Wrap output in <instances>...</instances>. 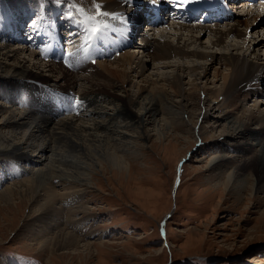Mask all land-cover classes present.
Here are the masks:
<instances>
[{"label":"bare ground","instance_id":"obj_1","mask_svg":"<svg viewBox=\"0 0 264 264\" xmlns=\"http://www.w3.org/2000/svg\"><path fill=\"white\" fill-rule=\"evenodd\" d=\"M10 1L7 0L8 4L0 11V39H3L0 40V99H5L12 107L22 104L24 106L20 107L24 108L12 109L8 104L5 107L0 103V151H18L15 158L22 162L27 160L34 171L37 168H33L34 162L46 160L49 157L47 152L54 151L52 143L57 142L77 153L71 154L73 161L83 170L64 172L60 169L62 173L57 174L60 171L54 168L57 163L54 160L55 164L54 161L47 162L46 169H36V176L26 177L16 185H6L5 175L0 172V202L3 205L15 204L14 201L19 199L31 205L29 211L35 218L51 220L49 216L55 212V198L65 196L57 185L70 191L78 189L81 184L91 188L95 166L102 169L109 166L120 173L129 172L132 167L130 159L137 156L126 153L130 147L129 138H134L135 133L134 140L141 137L149 139L151 134L159 136L163 133L161 127L168 129L169 123L184 119V115V122L192 125V134L201 137L207 132L206 127L211 130L220 127L221 140L235 141L236 149L244 153L255 151V156L236 161L238 154L229 156L220 152L224 151L221 141L212 146L216 155L210 161L216 168L223 166L228 159L227 163L234 160L235 169L225 172L227 182L223 184H229L231 177L252 170L258 172V185L264 179V93L261 90L257 92L259 87H264V23H254L255 16L250 14L251 11L236 9L231 14L232 19L214 27L168 24L164 34L163 30L156 29V25L143 34L138 27L143 22L142 17L130 30L135 0H64L61 5L56 0H30L31 4L28 3L26 9L36 11L34 19L38 18L40 24L29 23V28H34V40L27 41L16 33L2 35L8 27L9 16H12H8L6 11L12 5ZM18 1L23 3V0ZM165 1L157 0L156 5L163 10ZM65 2L82 6L88 12H93L95 3H99L103 11L114 14L106 17L108 29L91 41L88 53H83V56L79 52L69 58L57 45L62 36L57 29L63 22L73 30L65 37L66 41L73 42L74 33L78 31L79 34L75 46L65 53H76L86 37L83 25L76 22L80 17L76 14V19H68L69 10L65 8ZM90 6L92 8H87ZM31 11L30 17L35 15ZM122 14L131 15L127 26L123 21H117ZM18 36L22 40L19 44L29 42L31 48L41 37H48V43L40 48L39 55L29 51L28 47H15ZM28 52L29 57L22 55ZM48 56L68 59L72 66L42 62ZM91 59L95 61L93 65ZM79 81L83 88L79 84L81 91L77 92ZM73 88L75 92L70 98H62L58 92ZM38 95H44L46 105L53 107L54 111L39 104L35 100ZM258 96L260 99H256ZM15 97L22 101L27 99V102H19ZM162 104L167 110L161 107ZM220 109L226 111L224 115ZM75 110L81 112L77 117L82 120L72 118ZM236 110L238 112L230 114ZM209 116L219 119L211 123L207 121ZM223 120L226 121L221 123ZM251 124L255 126L248 128ZM149 125H153L150 130L155 133H150ZM128 132L134 134L129 135ZM44 135L48 137V144ZM256 146L259 148L255 150ZM25 150L37 154L38 159H31ZM18 164L12 171L15 175L26 172ZM52 176L59 181L53 182ZM51 221L46 224L49 229L43 233L44 240L36 244L42 251L55 252V245L67 251L91 248L101 251L108 245V241L102 239L85 242L80 234L59 225L51 226ZM49 262L47 258L45 264Z\"/></svg>","mask_w":264,"mask_h":264},{"label":"rangeland","instance_id":"obj_2","mask_svg":"<svg viewBox=\"0 0 264 264\" xmlns=\"http://www.w3.org/2000/svg\"><path fill=\"white\" fill-rule=\"evenodd\" d=\"M16 1H10L12 5L6 8L8 15H12L9 16L10 25H13L14 19H21L24 11H30L26 9L27 4H31L30 0H23L22 4ZM0 2L1 11L2 6L8 3L7 0ZM14 46L17 47V44ZM22 48L26 49L24 46ZM22 55L29 57V52ZM43 72L41 74L44 75ZM79 84L83 88L79 81L77 92L81 91ZM259 88L257 92L261 90L264 93V87ZM256 99H260L259 96ZM15 100L24 104L27 102V99L22 101L16 97ZM0 103L12 107L5 99H0ZM20 106L24 105H14L18 110L24 108ZM161 107L165 108V105ZM219 112L224 115L226 111L220 109ZM236 112L238 110L230 114ZM21 114L23 116L22 110ZM78 115L72 118L77 119ZM217 119L209 116L207 121L212 123ZM175 120V123H169L168 129L161 127L163 133L159 136L151 134L149 139L141 137L134 140L137 136L135 133L134 138H129L131 150L125 151L128 155H137L130 159L132 167L129 172L120 173L109 166L103 169L95 166L91 188L79 183L78 189L70 191L57 185L65 196L55 198V212L49 216L54 221H45L47 217L35 218L29 211L31 205L19 199L10 205L0 202V264H45L47 258L50 261L48 264H264V179L258 185V172L252 170L234 179L231 177L229 184H223L227 182L225 172L235 166L234 160L227 163L230 161L228 159L218 168L210 161L216 155L212 146L219 141L225 151L220 152L229 156L238 154L236 161L252 157L255 151L244 153L236 149L235 141L221 140L220 127L212 130L206 127L207 132L199 137L196 133L192 134V125L184 122L186 115L184 119ZM201 124L208 125L205 122ZM253 126L251 124L248 128ZM152 128L153 125H149L148 130L155 133L150 130ZM46 139L48 144L47 136ZM52 147L53 154L47 152L49 157L40 163L34 162L33 168L46 169L45 164L55 160L57 163L54 161V168L60 171L57 174L62 173L61 170H83L73 161L72 155L77 154L75 151L57 142L52 143ZM257 148L259 146L255 150ZM27 153L31 159H38L37 154L31 151ZM16 155L18 151H0V172L5 175L6 185L20 184L23 179L25 181L36 176V169L33 171L27 160L22 162L15 158ZM14 163H19L18 166L26 172L12 173L16 168ZM243 178H247L246 181ZM51 180L59 181L55 176ZM49 221L53 227L59 225L74 234H80L85 242L102 239L107 240L108 245L101 251H95L94 248L67 251L57 245L55 252L42 251L36 244L44 240L43 233L49 229L46 225ZM36 228L41 234L36 232Z\"/></svg>","mask_w":264,"mask_h":264},{"label":"snow or ice","instance_id":"obj_3","mask_svg":"<svg viewBox=\"0 0 264 264\" xmlns=\"http://www.w3.org/2000/svg\"><path fill=\"white\" fill-rule=\"evenodd\" d=\"M64 0H57V3H63ZM155 2V0H153ZM177 6H183L185 0H175ZM71 9H74L72 11ZM94 11L88 12L84 7H78L75 4L70 6V11L68 12V19H74L75 15L78 14L80 19L76 21L77 23L83 25L86 37L84 44L80 49L77 50L76 53H67V57L71 58L77 56L79 52H83L85 54L88 53L91 41L101 35L104 31H106L109 27V24L106 22V17L114 14L107 13L102 10V6L99 3H95ZM65 64L69 67L72 65L69 63L68 59H65Z\"/></svg>","mask_w":264,"mask_h":264}]
</instances>
